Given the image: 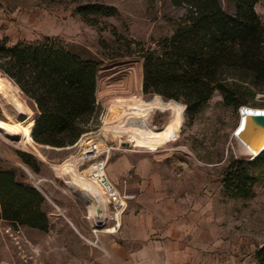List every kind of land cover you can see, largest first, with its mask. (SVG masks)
Here are the masks:
<instances>
[{
    "label": "rangeland",
    "instance_id": "obj_1",
    "mask_svg": "<svg viewBox=\"0 0 264 264\" xmlns=\"http://www.w3.org/2000/svg\"><path fill=\"white\" fill-rule=\"evenodd\" d=\"M217 1L226 14H233L231 4L226 0ZM87 4L113 7L117 13L108 18L92 17L94 23H85L73 11ZM0 11L10 15L14 33L19 34L22 31L19 26L23 25L27 35L36 36L40 30H33L32 24L48 23L51 27L48 30L57 34L53 38L69 50L100 62L95 89L96 113L87 131L97 132L102 142L112 148L108 166L119 159L139 155L147 161L163 163L174 175L175 182L181 181L184 191L189 192H194L191 181L197 174L208 193L217 195L216 206L220 208L222 226L229 240L247 255L264 243V168L254 172L259 182L254 187L253 198L229 199L223 188L219 190L231 159H251L241 149L238 138L234 139L239 128V109L224 107L221 95L215 92L193 120H188L181 102L178 103L183 106V113L178 120H172L168 112L154 113L149 122L156 128L163 127L158 132L147 120L138 117L142 99L149 101L154 96L142 91L139 51L154 49L160 40L170 37L185 8L172 6L170 0H0ZM255 11L264 27L263 1L256 5ZM5 28L1 27L0 31ZM225 77L234 79L235 92L240 101L246 103L241 109L264 111V88L255 87L248 74L227 70ZM15 91L33 115L0 84V165L24 174L44 196L45 213L53 216L49 218L46 233L24 227L14 229L0 220V264H71V256L85 262L87 244L100 246L98 239L112 229L114 222H106L105 217L103 220L91 217L81 199L56 175L60 163L76 156L75 144L52 149L27 141L26 130L31 118L33 125L37 111L22 91ZM133 95L138 101L132 108L134 115H125L124 119L105 126L119 124L121 137L104 135L101 128L109 105L116 98L129 100ZM21 153L32 157L36 173L22 163ZM76 173L82 180L89 181L85 166L77 165ZM58 215L69 219L78 234L62 218L56 220ZM107 216L111 218V209L107 208ZM96 230L102 233H95Z\"/></svg>",
    "mask_w": 264,
    "mask_h": 264
},
{
    "label": "trees",
    "instance_id": "obj_2",
    "mask_svg": "<svg viewBox=\"0 0 264 264\" xmlns=\"http://www.w3.org/2000/svg\"><path fill=\"white\" fill-rule=\"evenodd\" d=\"M226 1L233 6L232 15L226 14L217 0H170L172 6L185 8V13L170 37L160 40L154 49L139 51L142 91L154 94L149 101L142 99L139 118L150 124L154 113L168 112L172 120H178L183 113L181 102L186 117L193 120L215 92L221 95L224 107L238 110L246 103L237 96L234 79L225 77L227 70L246 73L255 87L264 88V27L255 11L264 0ZM73 13L85 23H94L92 17H114L117 11L87 4L76 7ZM100 65L53 37L15 44L0 39V72L5 75L0 74V84L32 113L15 89L22 91L37 111L33 125L31 118L26 130L27 141L62 149L73 146L88 132L87 126L96 113ZM150 126L157 132L163 128ZM102 132L118 139L122 135L119 124ZM19 157L37 172L31 156L21 153ZM263 168L264 151L250 161L231 159L221 180L226 196L253 198L259 182L254 172ZM45 204L44 196L24 174L0 165V220L14 229L24 227L46 233L50 224L43 210ZM254 259L256 264H264V244L256 250Z\"/></svg>",
    "mask_w": 264,
    "mask_h": 264
},
{
    "label": "crops",
    "instance_id": "obj_3",
    "mask_svg": "<svg viewBox=\"0 0 264 264\" xmlns=\"http://www.w3.org/2000/svg\"><path fill=\"white\" fill-rule=\"evenodd\" d=\"M4 26L0 39L5 38L9 44L57 36L48 30V23L40 21L32 24L33 30H40L36 36L27 35L23 25L19 26V34L14 33L10 15L0 11V29ZM107 175L122 193L133 198L128 200L120 218H116L118 226L114 232L98 239L100 246L87 244L85 262L71 256V264H250L255 261L256 250L264 244L247 255L229 240L216 206L217 195L208 193L197 174L191 181L194 192L184 191L183 183L175 182L163 163L135 155L107 165ZM100 209L106 222L113 221L108 219L103 204ZM52 216L47 214L48 220ZM57 217L78 234L69 219Z\"/></svg>",
    "mask_w": 264,
    "mask_h": 264
},
{
    "label": "bare ground",
    "instance_id": "obj_4",
    "mask_svg": "<svg viewBox=\"0 0 264 264\" xmlns=\"http://www.w3.org/2000/svg\"><path fill=\"white\" fill-rule=\"evenodd\" d=\"M138 104L137 98L133 95L129 100H119L116 98V101L109 105L108 113L106 114L104 120V126H102L101 131L107 127V125L118 122L124 119L125 115L133 116L134 110L132 109L134 105ZM240 110H244L248 113L255 112V113H264L262 110H253V109H246V108H239ZM240 126V125H239ZM246 130L234 133V139L238 138V143L241 149L247 152L250 156L251 155H258L261 151H264V140H260L253 145L246 144L244 147L239 140H243L244 133ZM31 139V138H30ZM32 142V140L30 141ZM76 164V165H75ZM77 167V160L75 157L72 159H68L60 163L56 168V175L61 178L66 186L68 187L69 191L76 195L81 201L85 204L89 214L91 217L96 218L98 220H103L105 217L104 212L100 209V206L103 204L104 210L107 213V207L105 206L104 199L102 197V192L93 182L84 181L82 180L76 173ZM88 177V175L86 174ZM99 199L102 201L100 203ZM101 204V205H100ZM119 215L116 216L118 218ZM112 220H114L113 216H111ZM114 228L108 232L109 234L113 233Z\"/></svg>",
    "mask_w": 264,
    "mask_h": 264
},
{
    "label": "built area",
    "instance_id": "obj_5",
    "mask_svg": "<svg viewBox=\"0 0 264 264\" xmlns=\"http://www.w3.org/2000/svg\"><path fill=\"white\" fill-rule=\"evenodd\" d=\"M74 146L78 167L85 166L89 180L101 190L105 206L111 209L114 218L113 228L117 227L116 216L120 218L127 208L128 200L133 196L122 193L108 178L107 165L112 148L102 142L97 132L84 133Z\"/></svg>",
    "mask_w": 264,
    "mask_h": 264
},
{
    "label": "water",
    "instance_id": "obj_6",
    "mask_svg": "<svg viewBox=\"0 0 264 264\" xmlns=\"http://www.w3.org/2000/svg\"><path fill=\"white\" fill-rule=\"evenodd\" d=\"M238 114H239L238 123L240 126L236 130V132L240 133L241 131L246 130L244 133L243 140H239V142L244 147H246V144L253 145L254 143L260 140H264V113H255V112L248 113L244 110L239 109ZM44 147L52 148L50 146H44ZM263 147L264 145L261 148ZM52 149H56V148H52ZM260 153L262 152L260 151L258 155ZM256 156L251 155L250 158L252 159Z\"/></svg>",
    "mask_w": 264,
    "mask_h": 264
}]
</instances>
